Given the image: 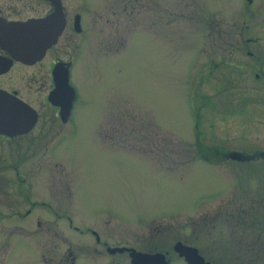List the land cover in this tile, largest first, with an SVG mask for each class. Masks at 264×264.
I'll list each match as a JSON object with an SVG mask.
<instances>
[{
    "label": "rangeland",
    "instance_id": "obj_1",
    "mask_svg": "<svg viewBox=\"0 0 264 264\" xmlns=\"http://www.w3.org/2000/svg\"><path fill=\"white\" fill-rule=\"evenodd\" d=\"M181 1L188 2L189 16L178 13L181 3L171 0V14L157 16V27L155 0H108L116 13H126L129 6L130 13L139 10L140 24L125 18L116 23L124 30L109 38L129 47L118 55L121 62L103 63L99 78L89 61L92 69L84 67L83 76L75 65L79 99L69 123L76 141L74 133L55 153L61 163L55 197L48 198L52 208L41 214L45 255H28V264H69L67 252L76 254L75 264H92L94 257L100 264L113 258L116 264H130L126 256L97 255L86 225L105 226L108 240L150 252L166 250L172 257V244L179 239L212 258V264H264V159L257 153L264 149V94L252 88L261 84L239 81L240 90L231 93L232 81L215 79L214 19H207L215 4ZM135 38L139 49L129 54ZM199 47L198 55L194 49ZM195 57L198 70L191 67ZM240 98L247 101L242 105ZM193 107L202 145L245 151L252 158L198 160L188 116ZM101 126L109 135L103 150L88 140L91 129ZM234 205L243 211L231 212ZM47 218L60 222L57 231ZM172 264L186 263L176 258Z\"/></svg>",
    "mask_w": 264,
    "mask_h": 264
},
{
    "label": "flooded vegetation",
    "instance_id": "obj_2",
    "mask_svg": "<svg viewBox=\"0 0 264 264\" xmlns=\"http://www.w3.org/2000/svg\"><path fill=\"white\" fill-rule=\"evenodd\" d=\"M169 1L155 0L157 7L154 6L153 19L157 27L161 23L157 16L164 17L172 12L167 5ZM175 2L182 5L178 13L189 16L188 2ZM212 3L215 4V10L213 16L207 19H214V64L218 66L215 79L221 83L232 81L231 93L240 90L236 88L239 81L259 83L261 85L252 88L264 94V0H212ZM227 5L229 10L225 11ZM130 9L131 6L125 13L117 6V10L123 13H116L115 7L109 10L108 0H0V264H11L14 261L18 264L20 259L21 264H28V255H36L37 258L45 255L43 235L46 226L41 214L46 207L52 208L48 198L55 197L56 168L61 165L55 153L72 134L75 133L72 143L77 136L76 130L69 123L79 99L77 85L73 80L76 77L75 65H79L83 76V68L89 67V61L99 70V78L103 63L121 62L118 55L129 44L121 46L120 39L109 36H118L119 31L123 32L124 29L116 26V23H125L123 18L129 23L138 19L140 24V11L130 13ZM151 10L152 5L150 16ZM51 14L54 18L45 22L44 19ZM199 14L196 12L194 19H198ZM165 19L169 22L172 20ZM210 28H207L208 32ZM199 29L203 31V28ZM135 40V49L129 54L139 49L138 40ZM153 45H150L151 52L155 48ZM194 50L199 55L202 48ZM18 52L23 54L18 55ZM112 55L115 56L112 58ZM97 62L100 64L95 65ZM198 63V57H195L191 67L198 70ZM61 69H67L68 82L74 89L70 112L65 119L59 115V105L49 98L55 86L54 72L60 73ZM223 88H219L222 89L221 93L228 92ZM242 92L246 96L247 92ZM238 100L242 105L247 101L243 98ZM197 111L195 107L191 108L188 116L192 121L193 143L198 160L212 163L217 157L234 160L252 158L245 151L202 145L199 141ZM108 137L107 128L101 126V129H91L88 140L103 150ZM208 151L216 156H209ZM257 153L262 154L261 159H264V149H259ZM45 190L48 197L45 196ZM229 208L231 212L243 211L237 205ZM33 211L35 214L29 221V214ZM46 222L48 225L53 223V231L55 228L58 230L59 221L47 218ZM68 223L72 224L70 220ZM85 227L95 241L97 255H112L116 258L126 256L127 261L134 264L130 261L129 251L121 248L136 249L133 245L108 240L105 226ZM29 233H35L36 237H30ZM102 248L105 253L100 251ZM161 253L167 264H172L176 258L190 264L175 251L173 257L167 255L166 250ZM64 254L68 255L69 264H75L76 254ZM201 256L212 264V258ZM90 261L92 264H100L95 257ZM117 262L113 258V263L106 264Z\"/></svg>",
    "mask_w": 264,
    "mask_h": 264
},
{
    "label": "water",
    "instance_id": "obj_3",
    "mask_svg": "<svg viewBox=\"0 0 264 264\" xmlns=\"http://www.w3.org/2000/svg\"><path fill=\"white\" fill-rule=\"evenodd\" d=\"M54 15L44 19L47 22L49 19H53ZM59 29V28H58ZM58 31V30H57ZM56 31V32H57ZM18 55L23 54L18 52ZM55 86L49 94V98L54 104L59 105V115L62 119H65L69 113L71 100L73 97V89L68 83L67 70L62 73L54 72ZM173 249L184 257V259L190 264H210L208 260H205L197 251V248L192 245H187L177 240L172 245ZM129 251L130 261L134 264H167L164 259V254L158 251L147 252L134 249L133 247H121Z\"/></svg>",
    "mask_w": 264,
    "mask_h": 264
}]
</instances>
